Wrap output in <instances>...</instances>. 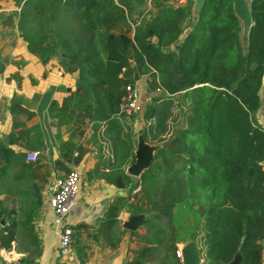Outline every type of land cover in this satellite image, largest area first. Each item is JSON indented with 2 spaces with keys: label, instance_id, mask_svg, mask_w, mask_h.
Listing matches in <instances>:
<instances>
[{
  "label": "trees",
  "instance_id": "obj_1",
  "mask_svg": "<svg viewBox=\"0 0 264 264\" xmlns=\"http://www.w3.org/2000/svg\"><path fill=\"white\" fill-rule=\"evenodd\" d=\"M13 1L28 49L43 62L55 55L64 71L76 73L75 86L48 106L55 126L69 129L59 141L55 167L78 164L92 140L106 151L87 177L129 190L109 203L95 225L106 244L119 243L124 231L119 212L140 182L134 212L146 213V233H136L145 244L127 264H145L155 244L163 246L167 264H183L176 243L188 240L195 241L201 264H229L237 253V264H261L264 127L254 112L264 72V0H248L251 24L244 48L232 0H204L196 14L193 0H157L155 12L132 34L115 31L124 11L118 0ZM143 74L155 94L142 110L141 135L156 148L149 166L132 178L127 167L135 161L136 139L120 106L126 86ZM181 106L185 117L174 129ZM9 111L12 129L0 140V248H11L13 241L24 245L26 256L9 264H34L32 219L49 169L39 155L30 161L9 145L28 137L26 120L35 112L17 102Z\"/></svg>",
  "mask_w": 264,
  "mask_h": 264
},
{
  "label": "crops",
  "instance_id": "obj_2",
  "mask_svg": "<svg viewBox=\"0 0 264 264\" xmlns=\"http://www.w3.org/2000/svg\"><path fill=\"white\" fill-rule=\"evenodd\" d=\"M193 1L192 12L196 14L203 0ZM137 2L138 0H126L127 6H122L124 8L123 14L126 18L125 20H120L119 26H121V29L119 30L132 34L135 25L141 21L144 12L150 10L152 5V14L156 10L155 3L157 0L154 4H151V0H149L147 2L148 6H145L146 9L140 14L141 18L139 15L140 19L132 20L131 15L133 17L138 15L136 13L139 11L136 8ZM150 15L148 14V16ZM18 16L19 6L13 0H0V61L3 63V70L0 72V140H6L7 133L12 129L13 119L9 111L11 102H17L35 112L32 118L26 120V125L30 129L28 137L22 138L16 143H9L18 152L26 153L30 150H37L41 161L46 163L49 169L47 180L41 187V205L32 219L33 228L37 236V247L33 263L127 264L128 260L136 256L139 247L145 244L136 233L144 234L146 229L142 222L135 228H127L124 223L130 217L136 215H142L144 219L146 213L142 211L134 212L135 198L133 195L135 194L131 192V196L128 197V203L120 210L118 216L124 228L123 235L115 247H110L106 244V240L101 232L95 229V225L104 215L109 203L117 196H128L129 190L116 187L101 178L86 180V171L94 166L100 153L106 151L105 145L100 148L98 143H94L92 140L86 142L87 151L82 160L78 164H68V170L74 168L86 178L83 179L82 185L79 186L80 188L82 187V191L79 192L80 188H78L77 202L70 210L68 220L72 226L81 223H85L87 226L85 228L82 227L80 230H73V247L70 253L62 255L59 252L58 227L53 222L54 212L48 205V197L51 186L56 179L64 176L68 171L56 168L55 160L59 156V141L68 137L69 129L65 124L60 129L55 126L53 119L48 114V106L53 99L60 101L75 86L76 73L64 71L55 55L43 62L37 55L32 53L17 29ZM239 18L241 19L240 40L244 48L247 42V31L250 22L245 21L241 17ZM184 33H186V30ZM147 79L148 74H143L134 83L138 90L141 91L139 93L143 105L146 104L151 95L155 94L147 88ZM259 101L260 103L254 112V116L264 127V72L259 89ZM141 113L123 116V119L133 127L136 146L144 124ZM21 119L23 118L21 117ZM86 129V139L88 140L91 129L89 126ZM37 143L38 146L35 145ZM154 147L156 148V145ZM130 175L132 178L135 176ZM184 243L181 241L177 242L176 245L177 247H182ZM154 246H156V249H153L152 257L145 264H167L163 246L160 244H155ZM20 248L15 241H13L12 247L9 249L0 248V264H9L17 261L22 256H26L27 251L24 250V246L20 245ZM238 258L239 254H236L229 264H237ZM261 264H264V239L262 241Z\"/></svg>",
  "mask_w": 264,
  "mask_h": 264
},
{
  "label": "built area",
  "instance_id": "obj_3",
  "mask_svg": "<svg viewBox=\"0 0 264 264\" xmlns=\"http://www.w3.org/2000/svg\"><path fill=\"white\" fill-rule=\"evenodd\" d=\"M127 95L120 106V112L125 116H132L142 112L144 105L135 84H128ZM37 150L26 152V159L34 161L38 157ZM80 184V172L74 168L69 169L64 176L57 178L50 189L48 205L54 212L53 222L58 227L59 252L66 255L73 247V228L68 220V214L77 202V191ZM140 190V182L133 189L136 194ZM177 256L182 257L181 246L175 250Z\"/></svg>",
  "mask_w": 264,
  "mask_h": 264
},
{
  "label": "water",
  "instance_id": "obj_4",
  "mask_svg": "<svg viewBox=\"0 0 264 264\" xmlns=\"http://www.w3.org/2000/svg\"><path fill=\"white\" fill-rule=\"evenodd\" d=\"M232 3L236 14L239 17L243 18L245 21L250 22L251 24L248 0H232ZM129 75V71L127 69H124L122 76L128 77ZM154 148V145H150L149 143L145 142L143 136L140 135L138 137V142L135 149V161L127 167V172L129 174L139 176L140 173L144 169H146L150 164L151 159L153 157ZM142 219V215L132 216L126 223H124V226L127 228H135L138 224L142 222ZM181 252V261L183 264H201L202 258L194 240H189L185 242L181 247Z\"/></svg>",
  "mask_w": 264,
  "mask_h": 264
},
{
  "label": "rangeland",
  "instance_id": "obj_5",
  "mask_svg": "<svg viewBox=\"0 0 264 264\" xmlns=\"http://www.w3.org/2000/svg\"><path fill=\"white\" fill-rule=\"evenodd\" d=\"M118 1H120V2H122V3H124V5L126 4V0H118ZM149 0H138V2H137V7L136 8H138V12H136L138 15H136L135 17H133L132 15H131V18H132V20H137V19H140L141 18V12L142 11H144L146 8H145V6H148L147 5V2H148ZM155 1L156 0H151V4L153 3H155ZM178 1H180V0H178ZM174 3H175V1H174ZM127 6V5H126ZM152 7H153V5H152ZM152 7L150 8V10H148V11H146V12H144V15H143V17H142V19L143 18H148V17H150L151 15L150 14H152ZM137 11V10H136ZM195 11V10H194ZM123 13H124V11H123ZM121 11H120V13H119V15L121 16V18H120V20H125V18H126V16H124V14H123ZM131 14H133V13H131ZM148 14L150 15V16H148ZM139 15H140V18H139ZM141 19V20H142ZM120 20H119V23H120ZM119 23H118V25L116 26V28H115V31H118L119 29H121V26H119ZM129 25V24H128ZM140 91V90H139ZM141 92V91H140ZM181 109V110H180ZM180 109H179V111H178V109H176L175 110V112H174V116H175V118H174V120H172V122H171V125H172V127L175 129L176 127H178L179 125H181V123L183 122V119H184V113H185V106H181L180 107ZM172 130V129H171ZM93 167H91L90 169H92ZM90 169H88L87 171H86V177H87V172L90 170ZM135 177V176H134ZM85 177H84V175H80V185L79 186H81L82 184V182L84 181L83 179H84ZM86 179V178H85ZM86 180H90V178H88L87 177V179ZM191 184L193 185V188H194V191H192V195H193V197L196 199V197H197V178L195 177L193 180H191ZM80 188V187H79ZM83 190H84V188H83ZM80 191H82V187L79 189V192ZM179 233H181V236L182 235H185V233H186V230L185 229H182L181 231H179ZM196 244V243H195ZM24 246V245H23Z\"/></svg>",
  "mask_w": 264,
  "mask_h": 264
}]
</instances>
